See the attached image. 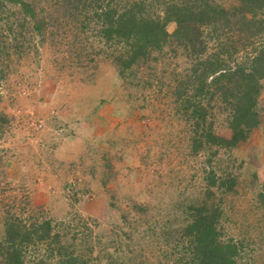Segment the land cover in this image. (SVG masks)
Listing matches in <instances>:
<instances>
[{
	"label": "rangeland",
	"instance_id": "rangeland-1",
	"mask_svg": "<svg viewBox=\"0 0 264 264\" xmlns=\"http://www.w3.org/2000/svg\"><path fill=\"white\" fill-rule=\"evenodd\" d=\"M212 1L229 14L237 5ZM30 4L39 30L18 5L0 4V242L13 219L21 233L42 224L39 247L53 250L47 258L24 243L22 264H193L205 247L186 231L203 206L215 241L234 244L228 264H264V77L247 138L194 152L202 99L184 82L203 56L172 37L175 22L168 41L128 63L129 46L93 14L99 0ZM200 25L198 55H209L216 28ZM226 27L234 64L244 51ZM216 101L203 103L205 125L230 137Z\"/></svg>",
	"mask_w": 264,
	"mask_h": 264
},
{
	"label": "trees",
	"instance_id": "trees-1",
	"mask_svg": "<svg viewBox=\"0 0 264 264\" xmlns=\"http://www.w3.org/2000/svg\"><path fill=\"white\" fill-rule=\"evenodd\" d=\"M236 1L237 5L230 14L223 7L214 6L212 0H119L116 5L99 0L104 6L93 11L106 25V33L118 36L123 44L129 46V55L123 62H128L129 59L132 62L135 58L139 60L142 56L140 54L168 41L165 27L169 22L176 23L172 37L183 45L190 42L192 53L197 55L196 57L203 56L195 62L189 80L184 82L195 91L193 95L202 99L192 108V119L195 121L196 118V125L202 126H196L197 131L194 132L191 143L194 152L208 147V144L233 148L247 138L250 130L259 125L260 111L257 99L261 89L260 81L264 77V0ZM5 2L18 5L31 18L35 24L34 28L39 30L41 23L33 13L30 0H0V4ZM76 3L78 5L79 1ZM238 11V18L232 23L234 26H230L232 16H236ZM17 22H20V19L17 18ZM192 22L193 26L189 27ZM200 23L212 24L216 28V35L214 36L213 31L210 34L216 41L215 48L209 55H198L207 50L204 39L196 37L192 32L194 27L200 30ZM226 26L232 27L229 29L231 33L234 30L239 34L235 40L244 51V57L241 56V60L234 64H230V57L225 55L230 46L229 35L224 33L225 29H228ZM213 98L217 99L216 104L227 114L228 126L232 130L230 137H215L205 125L206 106L203 103ZM206 211L203 206L194 209L195 220L186 231L190 240L205 247L204 251L199 250L196 253V261H193V264H228V254L225 250L234 248V244L220 245L215 241L214 217L205 214ZM5 224L8 229L0 242L1 264H22L21 247L29 241H32L34 249H39V252H35L37 255L43 254L50 258L53 250L48 248L43 251L39 247L41 238L46 235L42 224L32 230H23L22 233L13 219L5 221ZM19 234L22 235L18 237V247H15L13 241H16ZM8 242L12 244L8 246Z\"/></svg>",
	"mask_w": 264,
	"mask_h": 264
}]
</instances>
